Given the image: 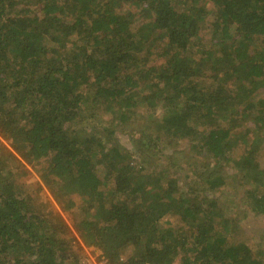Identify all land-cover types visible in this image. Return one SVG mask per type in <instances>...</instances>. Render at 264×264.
Segmentation results:
<instances>
[{"label":"trees","instance_id":"1","mask_svg":"<svg viewBox=\"0 0 264 264\" xmlns=\"http://www.w3.org/2000/svg\"><path fill=\"white\" fill-rule=\"evenodd\" d=\"M263 91L264 0H0V264H264Z\"/></svg>","mask_w":264,"mask_h":264},{"label":"rangeland","instance_id":"2","mask_svg":"<svg viewBox=\"0 0 264 264\" xmlns=\"http://www.w3.org/2000/svg\"><path fill=\"white\" fill-rule=\"evenodd\" d=\"M207 26L208 25L206 23L202 27V33L204 35L208 33ZM260 97H264V91L259 92L258 95L256 96V99H259ZM160 117H161V114L158 115V118H160ZM138 118L143 119L142 117H138ZM143 122H140V123H143ZM129 128L133 129L134 126L131 125ZM127 132H128V130H127ZM262 135H264V131H263ZM117 136L120 138V140L122 141L124 146H126L130 150L133 149L132 144H131V139L127 135L126 132H119V134ZM1 142H2V145H4V147H7L8 149H10L6 143H4L2 140H1ZM174 151H176V152H183L184 151L186 154L191 156V150L189 147V142H187V141H182L180 143H176L173 147L168 148L166 151V153H167L166 155L171 154ZM136 156H138V155H136ZM178 158H180V157H178ZM137 160H139V159L137 158ZM42 166H43V163H41L40 165H37L36 168L40 169ZM154 166L155 165L153 164V167ZM36 168L27 167V169L29 171L28 176H23L21 178V182L27 186V189H28V187L31 188V189H28L30 193H33L34 190H36L35 188H37V186L41 185L39 174H38ZM231 191H232V188H229V189L226 188L225 192L223 191L222 193H218L215 195V197H218V196H221V198L227 197V194L230 193ZM40 199L43 201H45V199H47L50 202H52L53 205L55 206V208L61 214L62 218L67 223V225H69V227H71L72 230H73L72 224L75 223L77 220L79 221L80 219L84 218V210H81V208L84 207V204H82V199L77 195H71L69 198L67 197L63 200V202H67L68 199H71L78 205V207L76 209H74L68 213L62 212L57 207V205L54 203L51 195L49 194V192L45 188L42 191V195H41ZM225 199L223 200V204H225V203H229V204L225 205L224 208H226V210H224V212H225L226 216L228 218H230L233 222L234 230L232 229V232L236 233L234 239L236 240V242L242 241L243 243L247 244L253 250V252L258 255L259 258L261 257V259L264 260V214H256V213L250 211L248 208H246L240 202L237 203V205H235V203H233V202H224ZM230 204H232L231 205L232 209L227 208ZM82 205H83V207H82ZM89 214L91 216H93L94 213H89ZM242 216H243V219L239 220ZM166 220H169L170 222L173 221L171 218H167ZM82 264H102V263H99V261L95 258L94 254L92 252H90L84 248ZM175 264H179V262H176Z\"/></svg>","mask_w":264,"mask_h":264}]
</instances>
